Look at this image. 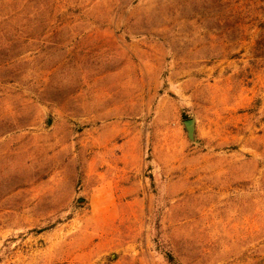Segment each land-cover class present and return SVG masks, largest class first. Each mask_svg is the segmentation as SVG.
<instances>
[{
	"label": "rangeland",
	"instance_id": "1",
	"mask_svg": "<svg viewBox=\"0 0 264 264\" xmlns=\"http://www.w3.org/2000/svg\"><path fill=\"white\" fill-rule=\"evenodd\" d=\"M0 264H264V0H0Z\"/></svg>",
	"mask_w": 264,
	"mask_h": 264
},
{
	"label": "water",
	"instance_id": "2",
	"mask_svg": "<svg viewBox=\"0 0 264 264\" xmlns=\"http://www.w3.org/2000/svg\"><path fill=\"white\" fill-rule=\"evenodd\" d=\"M183 126L187 132L188 139L191 142H195V119H187L183 121ZM82 200H79L81 203Z\"/></svg>",
	"mask_w": 264,
	"mask_h": 264
},
{
	"label": "trees",
	"instance_id": "3",
	"mask_svg": "<svg viewBox=\"0 0 264 264\" xmlns=\"http://www.w3.org/2000/svg\"><path fill=\"white\" fill-rule=\"evenodd\" d=\"M185 120H187V119H185Z\"/></svg>",
	"mask_w": 264,
	"mask_h": 264
}]
</instances>
